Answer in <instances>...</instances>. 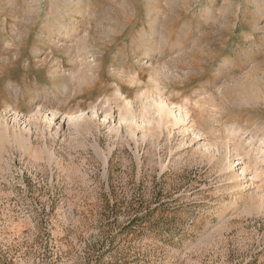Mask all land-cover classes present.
Segmentation results:
<instances>
[{
	"label": "rangeland",
	"instance_id": "1",
	"mask_svg": "<svg viewBox=\"0 0 264 264\" xmlns=\"http://www.w3.org/2000/svg\"><path fill=\"white\" fill-rule=\"evenodd\" d=\"M0 264H264V0H0Z\"/></svg>",
	"mask_w": 264,
	"mask_h": 264
}]
</instances>
